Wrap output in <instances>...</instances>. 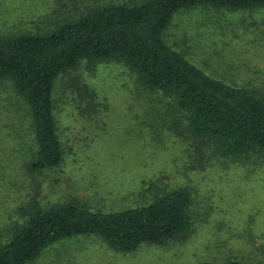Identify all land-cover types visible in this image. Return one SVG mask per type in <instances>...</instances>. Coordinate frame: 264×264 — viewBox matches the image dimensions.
Masks as SVG:
<instances>
[{
	"label": "rangeland",
	"instance_id": "rangeland-1",
	"mask_svg": "<svg viewBox=\"0 0 264 264\" xmlns=\"http://www.w3.org/2000/svg\"><path fill=\"white\" fill-rule=\"evenodd\" d=\"M128 1L0 0V36ZM164 40L206 76L264 98V9L182 10ZM53 96L63 160L33 172L25 106L0 83V243L35 206L76 202L109 213L137 207L161 188H185L192 227L175 242L124 254L77 236L28 264H264V162L207 153L178 113L119 63L82 62L58 78Z\"/></svg>",
	"mask_w": 264,
	"mask_h": 264
},
{
	"label": "trees",
	"instance_id": "trees-1",
	"mask_svg": "<svg viewBox=\"0 0 264 264\" xmlns=\"http://www.w3.org/2000/svg\"><path fill=\"white\" fill-rule=\"evenodd\" d=\"M206 7L237 12L264 9V0H130L88 8L46 30L0 36V83L24 104L30 122V170L57 168L63 160L54 86L82 62H115L158 94L207 152L234 162H264V98L206 76L164 40L173 16ZM187 189L161 188L134 208L103 213L76 202L31 208L5 243L0 264H28L57 242L100 238L115 252L163 247L192 227ZM228 264H240L233 261Z\"/></svg>",
	"mask_w": 264,
	"mask_h": 264
}]
</instances>
